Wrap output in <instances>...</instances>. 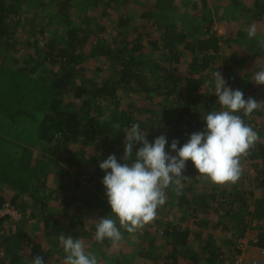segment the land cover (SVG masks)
Segmentation results:
<instances>
[{
	"label": "trees",
	"instance_id": "trees-1",
	"mask_svg": "<svg viewBox=\"0 0 264 264\" xmlns=\"http://www.w3.org/2000/svg\"><path fill=\"white\" fill-rule=\"evenodd\" d=\"M118 1L0 0V209L9 202L21 215L17 220L10 215L0 217V264H30L37 255L45 264L63 260L58 240L62 233L87 240L90 245L86 251L93 253L99 264H183V260L187 264H220L224 246L238 258L242 253L238 241L254 231L256 238L250 242L256 244L252 246L264 249V193H255L256 187L264 189L263 143L243 158L259 159L262 165H256L255 174L248 171V181L243 184L238 181L220 186L210 182L203 192H194V183L188 179L200 175L189 160L183 172L182 194L169 188L167 202L157 210L167 219L159 228L164 236L161 245L151 232V223L134 233L140 241L121 254L111 255L115 246L110 241L94 239L99 219H115L102 183L106 173L99 164L111 154L124 163L120 156L124 130L139 123L152 142L166 135V151H170L173 139L182 147L192 133L204 130L203 115L220 107L212 93L214 88L209 90L205 83L214 70H226L224 79L233 90L246 84L252 87V80L236 83L231 73H240L244 53L252 59L263 54L262 50L250 52L244 28L255 21L263 28L264 0H255L244 11L246 20L239 17L243 9L235 20L218 16L220 22L226 20L223 36L204 26L206 19L192 23L194 15L191 21H176V0H155L154 10L142 13L144 19L152 21V29L155 25L154 36L146 34V26L140 25L143 30L136 28V36L130 37L123 29L134 17L123 13L109 40L102 35L107 26L97 22L88 10L102 7L103 16H110L106 9ZM195 1L192 7L210 9L207 0ZM213 3L217 14L227 9L225 0ZM147 47L160 55L147 52ZM99 58L110 68L104 76L98 74L102 66L95 72L87 65ZM138 95L144 98L136 101L133 97ZM262 99L264 92L256 100ZM259 111L245 118L253 123L254 130L256 124L260 125L258 130L263 129L264 121L258 120L263 113ZM175 119L180 122L178 129L176 123L171 125ZM184 122H189V127H182ZM115 124L120 125L119 131ZM69 169L89 177L91 188H85L83 196L97 212L96 223L90 228L85 227L82 214L73 211L78 198L75 191L81 193V183ZM53 173L56 177L70 174V179L51 188L49 175ZM246 184L250 187L243 186ZM60 191L66 192L65 196ZM56 197L58 206L53 204ZM174 207L182 213L178 221L172 220ZM61 218H67L68 225L63 226ZM183 222L187 225L182 226ZM208 226L218 231H211L202 243L205 235L201 228ZM121 231L123 240L131 235Z\"/></svg>",
	"mask_w": 264,
	"mask_h": 264
},
{
	"label": "clouds",
	"instance_id": "clouds-1",
	"mask_svg": "<svg viewBox=\"0 0 264 264\" xmlns=\"http://www.w3.org/2000/svg\"><path fill=\"white\" fill-rule=\"evenodd\" d=\"M244 31L249 40L258 36L257 26H246ZM264 48V38L258 40ZM252 80L264 85V66L257 65ZM209 90L214 88L218 97V110H211L203 115L206 126L203 131L194 132L182 147L173 139L170 151H166L168 140L161 134L154 142H149L147 134L139 123H133L124 130V163H120L115 154L100 162L105 171L102 183L106 189L112 216L99 219L95 226L94 239L100 243L108 240L117 246L123 239V229L134 234L145 228L157 216V210L167 202V190L173 188L177 195L182 194L183 172L191 160L200 176L214 185L236 184L242 174V159L248 157L260 142V136L245 118L253 113L264 111V103L255 98L245 99L244 93L227 86L219 71L212 73L205 82ZM118 131L119 124L113 125ZM141 144L138 150L134 148ZM175 153V155L171 154ZM131 161V163H128ZM110 170V171H109ZM64 257L62 264H99L97 257L86 251L85 242L71 235L60 234ZM30 264H45L37 255Z\"/></svg>",
	"mask_w": 264,
	"mask_h": 264
},
{
	"label": "rangeland",
	"instance_id": "rangeland-1",
	"mask_svg": "<svg viewBox=\"0 0 264 264\" xmlns=\"http://www.w3.org/2000/svg\"><path fill=\"white\" fill-rule=\"evenodd\" d=\"M42 1L46 2L48 0H42ZM189 1H193V3L189 2ZM232 1L233 0H226L225 4L230 7L231 11H235L236 10L238 12L240 10L241 6H239L235 2L232 3ZM254 1L255 0H251V3H250V2H248V0H245L244 2L252 4V3H254ZM194 2H196V1L195 0H187V2H185V0H176L175 8H174V10L175 9L176 10L174 12L178 16L174 17L175 20L176 21H182V20L188 21V20L191 19V16L194 15V20H197L198 22L200 20V21L203 22V20L206 19L208 22L205 23L204 26H206L208 29H210V27H211L212 30L214 29L215 31H218L220 36L225 35L226 34L225 33V28L226 27L223 26V25H220V21L217 20L218 16L216 14L213 16L214 13L212 14L210 9L203 8L202 6L197 8V9L195 7H192L193 6L192 4H194ZM206 2L208 4H211V7H212V4H213L212 0H207ZM115 4L116 5H114V2H113L112 7H108L106 9V11L109 13L110 16H103V14L101 13L102 7H97L96 9H94L92 7H89L88 14L95 16V18H97V22H99L101 25L107 26L106 27L107 28L106 31L102 33V35L104 37H108L109 40H110L111 32H113L115 24H117V22L119 20V17L123 13H130V15L134 17V20L131 21V23L128 25V27H125L124 29L122 28L123 30H126V31L130 32V37L136 36V33L138 32L136 30V28L139 29L140 31L143 30V29L140 28V25L141 26H146V28H145L146 30H144V31H146L145 32L146 34L149 32V34H151V36H154L153 34H154L155 25H154V28L152 29V27H153L152 21L150 20V18L144 19V17L142 16V13L143 12H147L148 10L149 11L150 10L151 11L154 10L155 0H132V1H129V2H126V3H124L123 0H120V1L116 2ZM195 9H196V11L194 12ZM247 10H249V9H247ZM247 10L243 9V14L245 12H247ZM74 11H76L75 8H74ZM189 12H190V14H189ZM240 14H242V13H240ZM195 16H196V18H195ZM252 24H255V23H252ZM227 25H228L229 30H230L231 25L229 24V22H227ZM226 30H227V28H226ZM257 30H258V36L255 39L256 41H255V45L253 46V48H252V44H251L252 40L251 41L248 40L249 49H250L251 53H253L255 50L256 51L257 50H262L260 53H263V61L261 62L260 66H264V48H261L259 46V44H258V40L261 39V38H264V26H263V28L258 26ZM26 36L27 35H25L24 37L27 38V39L30 38L29 35H28V37H26ZM254 47H255V49H254ZM150 48L151 47H149V49ZM149 49L147 47L146 51L150 52ZM150 53H152L153 55H156V54L160 55V53L158 51H153V52H150ZM158 55H156V56L158 57ZM87 65L89 66V69H93L95 72H97L99 67L102 66L103 67V69H101L102 72H98V74L99 75L103 74V76H104V73H106L110 69L109 65L107 64V62L103 58H99L97 60L91 59L87 63ZM225 72H226V70L224 68L221 69V74L223 75V77L226 76V75H224ZM251 78L252 77H250V79ZM256 85L257 84L254 82V86H256ZM254 86L251 87V86H248L246 84L243 87H241L240 90L244 94H249L253 98L259 100L261 98V92L258 89L253 90L252 88ZM261 87H262V90L264 92V85H261ZM212 93H214V91ZM133 98L137 101V99L140 100V99L144 98V96L143 95H138V98L137 97H133ZM210 98L212 99V96H210ZM216 100L218 101V98ZM262 103H264L263 99H262ZM262 113L263 114H261V116L258 117L259 122L264 121V111H262ZM246 119H248V118H246ZM175 123H176V125H177L176 127L178 129L179 125H180V122H178V121L176 122V119H175L171 123V125H173ZM246 123H248V124L253 126L252 122H248L246 120ZM181 124H182V127H184V128L189 127V122H184V123H181ZM262 124H261V126H262ZM257 126L259 127L260 125L259 124L255 125L256 129H260ZM262 128H264V125L262 126ZM262 130L263 131L260 132V133L264 134V129H262ZM262 134H261L260 140L264 141V135L262 136ZM148 141L152 142V140H148ZM77 148L84 149V150H90L91 149V147H88V146H85V145H77ZM116 152H117V150H116ZM123 154H124V152H122V154H120L122 159H123ZM134 158H135V150L133 152V159ZM128 163H131V161H128ZM241 163H242L243 172L244 171L246 172L245 174H242V176H241L242 179L240 178V180L242 181V184H243V182L245 183V179H246V181H248V179H247L248 175H249L248 171L251 173L253 169L255 170V167H256V165L258 163L256 161L252 160V159L251 160L242 159ZM85 168H86V166H85ZM89 168H92V166H90ZM69 171H70V174L75 175V177L78 176L76 174L77 172L74 169H69ZM70 174L68 176L67 175H63V176L59 175V177H56L54 175V173L50 174L49 175V182L51 183V188L53 186L56 187V184H60V182L69 181ZM251 174H254V173L252 172ZM78 177H79V181L81 183V187H79L78 190L81 189V193H79L77 190L75 191L76 194L78 193V198L75 199L76 202H74V207L75 208H73V211H74L75 214H77V213L78 214H82L83 222H84L85 227L90 228V226L92 224L96 223L95 214L97 212L93 210L92 205L87 204V201H86L85 197L83 196L84 189L85 188H91L90 184H89V177H88V175L87 176H78ZM202 178L203 177H201V176H197L194 180L193 179H188L191 183H194L193 184L194 192L201 193L205 189V186H207L208 183L210 184L209 181H206L205 179L203 180ZM58 180H59V182H58ZM243 186L244 187H246V186L250 187L247 184L243 185ZM60 192H61L60 194H62V197L65 196L66 192H63V191H60ZM255 193H256L257 196H260V195H262L264 193V189L262 187L261 188L256 187L255 188ZM72 195L74 196L73 192H72ZM168 197H169V195H168ZM53 204L55 206H58V204H59V198L58 197L53 199ZM172 213L174 214L172 216L173 217L172 220H177V221L180 220L178 217H180L182 215V213L179 210V207H174L173 210H172ZM20 217H21V215H19L17 219H19ZM17 219H15V220H17ZM60 220H61V224L63 226L68 225L69 221L67 220V218H61ZM166 220H167L166 218H161L157 214L156 218L151 222V225H150L151 228H152L151 232H152V234H155L154 237L158 241L159 245H161L162 237H164L163 235H161V232H160L161 229H159V228L162 227L165 224ZM7 224H9V222ZM185 225H187V223L183 222L182 226H185ZM10 226H12V225H7L6 227L9 228ZM201 229L203 230V233L205 235L204 238H203L204 240L202 241V243H204V241H206V238H207L206 236L208 234H210L211 231L212 232H214V231L217 232L218 231V229L216 230V228H213V226L202 227ZM158 230H159L160 233L158 232ZM142 231L143 230H140V232H142ZM216 232H215V234H216ZM254 234H255L254 232H250V234H248L245 237L246 238L245 241L248 242V240L255 239L256 235L254 236ZM217 238H218V236H217ZM77 239L83 240L82 238H78V237H77ZM137 240L140 241V237H138V235H134V234L129 235L128 237L125 238V240H122V242H120L121 244L119 243L120 245L118 244L117 246H115L112 249L113 250V254H117L118 252H120L122 250V248H127V249L134 248V244L138 243V242H136ZM86 242H88V241L85 240V245H86V247H88V244L90 245V243L86 244ZM193 244H195V246H197V243H193ZM61 247H62V245H61ZM252 247H254V246H252ZM252 247H250L249 249H245L244 252L241 253V255H239L240 257L242 256V260H243L242 264H256L255 262H258L257 264H264V253H262L261 250H258V252H259L258 255L256 254L255 256H252V257L249 256V252H250V249ZM222 248H223V246H222ZM61 250H63V248H61ZM222 254L223 255L220 256V261H219L220 264H236L235 262L239 258V257L236 258V256H237L236 253L229 254L228 253V248L226 249L225 246H224V248L222 250ZM244 255L247 256V257H245ZM249 258H251V260H249ZM247 259L249 260L248 263L245 262V260H247ZM256 260H258V261H256ZM183 261H184L183 264H187V262L185 260H183ZM204 262H206V260H204ZM50 264H62V260L57 258L56 260L51 261ZM201 264H203V262H201Z\"/></svg>",
	"mask_w": 264,
	"mask_h": 264
},
{
	"label": "crops",
	"instance_id": "crops-1",
	"mask_svg": "<svg viewBox=\"0 0 264 264\" xmlns=\"http://www.w3.org/2000/svg\"><path fill=\"white\" fill-rule=\"evenodd\" d=\"M239 1H241V3L244 5L243 7H241L240 8V10L237 12L236 10L235 11H231V10H229V6H227V9L226 8H223V10L220 12V13H218L217 14V11H216V6L214 5V3L212 4V7H211V4H210V11L212 12V14H213V16L216 14L217 16H219V17H222V16H224L225 18L227 17V16H231V18L233 19V18H238V13H240L241 12V10L242 9H244V10H247L248 8H249V6L251 5V4H249V3H246V2H244L245 0H239ZM212 2H213V0H212ZM225 2H226V0H225ZM233 2H235L236 4H238V2L236 1V0H233L232 1V3ZM248 2H250L251 3V0H248ZM225 5V4H224ZM209 11V12H210ZM226 13V14H225ZM237 14V15H236ZM248 15H250V14H248ZM240 17V19H245L246 20V18H245V15L243 14V15H240L239 16ZM217 20H218V18H217ZM233 20H235V19H233ZM191 21V20H190ZM195 22V20H193V22L192 23H194ZM225 22H226V20L225 21H223V22H220V25H225ZM255 24H256V26L258 27L259 25H258V23L255 21L254 22ZM244 26H246V23H244L243 24ZM219 34V33H218ZM219 36H220V34H219ZM223 36V35H222ZM249 40V39H248ZM244 56H245V60H244V62H243V65L241 66V71H239L240 73L239 74H235V72H232L231 73V76H233L234 77V81L236 82V83H238L239 81H243V80H252V79H250L249 78V76L250 77H252L253 76V74H254V72L257 70V68H256V66L257 65H260L261 64V62L263 61V54L262 55H258L257 57H255V59H252V57L250 56V54L249 53H244ZM253 81V80H252ZM254 82V81H253ZM254 86V85H253ZM260 92H261V94L263 93V90H262V87H261V85H256L255 86ZM258 127V126H257ZM256 129V128H255ZM264 129V128H263ZM256 131L258 132V134H259V136L261 137V134L262 133H260L261 131H263V130H258V129H256ZM264 134H262V136H263ZM259 143H263L264 144V141L263 140H260V142ZM252 159V158H251ZM252 160H254V161H256L257 163H258V165L259 166H262V165H260V160L259 159H252ZM242 179V178H241ZM241 181V180H240ZM245 181H246V179H245ZM254 233H257V231H254ZM163 241V240H162ZM121 244V243H120ZM119 244V245H120ZM253 248V249H252ZM251 249H250V252H249V256L250 257H252V256H255L256 254L258 255V250H259V248L257 247V246H255V247H252ZM112 250V249H111ZM126 250V248H122V250L119 252V253H117V254H121V253H123V251H125ZM113 251V250H112ZM111 255H113V253L111 252ZM245 256V255H244ZM245 257H247V256H245ZM249 260H251V258H249ZM248 259L247 260H245V262L246 263H248V261H249Z\"/></svg>",
	"mask_w": 264,
	"mask_h": 264
},
{
	"label": "built area",
	"instance_id": "built-area-1",
	"mask_svg": "<svg viewBox=\"0 0 264 264\" xmlns=\"http://www.w3.org/2000/svg\"><path fill=\"white\" fill-rule=\"evenodd\" d=\"M252 172L255 174L254 169L252 170ZM6 215H10L12 218L17 219L19 216V212L16 209H14L10 205V203L8 202L5 204V206H3L2 209H0V217L6 216ZM245 240H246V238H241L238 241L239 242L238 247L240 248V250H242V253L244 252L245 249H249L252 245L256 244L254 241L252 243V242H250V240H248V242ZM261 252L264 253V249H262ZM256 261H258V260H256ZM235 263L236 264H242L243 263L242 256L241 257L239 256V258L236 260ZM255 263L257 264L258 262H255Z\"/></svg>",
	"mask_w": 264,
	"mask_h": 264
}]
</instances>
